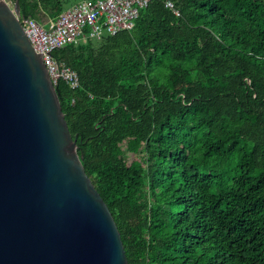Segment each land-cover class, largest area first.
<instances>
[{
    "label": "trees",
    "instance_id": "1",
    "mask_svg": "<svg viewBox=\"0 0 264 264\" xmlns=\"http://www.w3.org/2000/svg\"><path fill=\"white\" fill-rule=\"evenodd\" d=\"M16 1L39 22L78 0ZM164 1L50 52L76 155L127 264H264V0Z\"/></svg>",
    "mask_w": 264,
    "mask_h": 264
},
{
    "label": "water",
    "instance_id": "2",
    "mask_svg": "<svg viewBox=\"0 0 264 264\" xmlns=\"http://www.w3.org/2000/svg\"><path fill=\"white\" fill-rule=\"evenodd\" d=\"M17 16L0 0V264H127Z\"/></svg>",
    "mask_w": 264,
    "mask_h": 264
},
{
    "label": "built area",
    "instance_id": "3",
    "mask_svg": "<svg viewBox=\"0 0 264 264\" xmlns=\"http://www.w3.org/2000/svg\"><path fill=\"white\" fill-rule=\"evenodd\" d=\"M151 0H78L64 8L54 18L45 17L47 28L32 18L17 16L23 33L35 53L41 56L48 77L53 84L62 80L71 89L78 86L76 73L62 62L52 58L50 52L69 43L85 39H99L104 34H114L132 26L139 9ZM164 5L173 9L172 3Z\"/></svg>",
    "mask_w": 264,
    "mask_h": 264
},
{
    "label": "rangeland",
    "instance_id": "4",
    "mask_svg": "<svg viewBox=\"0 0 264 264\" xmlns=\"http://www.w3.org/2000/svg\"><path fill=\"white\" fill-rule=\"evenodd\" d=\"M45 17H41V20H44ZM39 23L42 25V27L47 28V23H43L42 21H39ZM139 155L140 154H136V153H125V158L128 162H130L131 160H136L139 159Z\"/></svg>",
    "mask_w": 264,
    "mask_h": 264
}]
</instances>
